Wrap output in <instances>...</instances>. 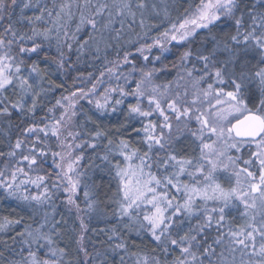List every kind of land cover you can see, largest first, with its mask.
Returning <instances> with one entry per match:
<instances>
[{
    "label": "snow or ice",
    "instance_id": "obj_1",
    "mask_svg": "<svg viewBox=\"0 0 264 264\" xmlns=\"http://www.w3.org/2000/svg\"><path fill=\"white\" fill-rule=\"evenodd\" d=\"M181 2L173 16L164 0H0V199L16 202L0 215V264H96V218L116 222L92 229L113 264H264V0ZM173 48L175 77L157 84L153 49ZM101 52L85 76L81 57ZM33 57L79 75L57 83ZM89 169L107 171L111 195ZM61 197L79 220L75 260Z\"/></svg>",
    "mask_w": 264,
    "mask_h": 264
},
{
    "label": "trees",
    "instance_id": "obj_2",
    "mask_svg": "<svg viewBox=\"0 0 264 264\" xmlns=\"http://www.w3.org/2000/svg\"><path fill=\"white\" fill-rule=\"evenodd\" d=\"M57 2H59V0H57ZM189 2H193V0H189ZM41 3H47L49 6H51L52 0H41ZM149 3L150 4L151 3L161 4L162 0H149ZM164 3H167L168 5L172 6L170 8V11L172 12L173 16L177 15L176 9H178L179 11H182L183 8L187 7V4L182 3L181 0H164ZM26 11H27L28 15H33L34 10H26ZM18 13H19V10L17 9V15H18ZM162 16H163V14H162ZM162 16H161V19H162ZM165 23H166V21H165ZM153 34H155V33H153ZM80 35H83V34H80ZM83 39H87V36L86 35L83 36ZM150 42L151 41H149V43ZM73 43L75 44V42H73ZM121 44H122V48L120 49L121 51H123L124 48H131L132 51L135 53V49L131 45L125 44L123 41L121 42ZM44 51L46 53H50L52 56L56 55V48L54 45L51 48H49L46 45L44 48ZM65 51H67V50H65ZM108 52L110 54L109 59H114L115 58V52L112 49H109ZM76 55H77V53L75 52V48H74L73 51L71 53H69V56L71 58L72 63L76 62ZM100 55H101L100 60H94L92 58L91 54H89L87 59H85V57H81L80 62L76 66L80 69L81 72L84 73L85 76L87 75L88 72H92V73L98 75V70L100 68L104 67L103 63L101 62L103 59L104 53L101 52ZM135 55L139 59V54L135 53ZM152 55L153 56L161 55V62L162 63L157 62L156 66H159V67H165L166 66L165 70L163 72L157 73V79L155 82L157 84L162 85V84L167 83L169 80L173 79L175 77L176 69L172 68V63H173V61H175L177 59V56H178L177 48H173V50L171 52L163 53V54H160L159 49H153ZM32 59H34L38 63H40L41 67L47 68L48 72L51 74V78L53 80H55L57 83L65 82L66 86L71 85L72 79L74 77H76L77 75H79V73H77L75 71H70L67 74V76H65L63 73L55 72V65L54 64L49 66V64L44 63L41 59H37L36 57H33ZM140 62L146 63L142 60H140ZM89 65H92V66L89 67ZM152 66L153 65H151V64L149 65V67H152ZM85 83H87V81H85ZM82 86H84V85L79 84V82L77 83V87H82ZM62 91H63V89H57L54 92L49 93L47 99H44L42 101V103L44 105L51 106L52 103H55V98H58L60 92H62ZM84 107H85V109H91L92 106L87 105L85 103ZM44 111H46V108L44 109ZM89 114L91 115L92 113L90 112ZM16 119H17V117H13L14 121ZM104 123L111 126V125H114L116 123V121H115V119H112L110 121L105 120ZM89 126L91 127V125H89ZM137 126H139V125H137ZM4 127H6V125H4ZM15 134H16V129H15V127H13L11 130V135L15 136ZM3 146H4V138L0 137V148H3ZM4 150H6V149H4ZM5 162H6L5 158L0 157V168H3ZM88 162L89 161L86 158L83 163L87 164ZM88 172H89V176L91 177V179L86 180V182L92 184L95 187L96 192L98 193V198L103 200L105 193H108L109 195H111V192L115 190V181H113L111 179V176L107 173V171L105 170L102 172L99 169H89ZM62 199H63V197H61L60 200H57V204L61 205L60 207L57 208V218L59 219L60 216H63L64 220L66 221V223L63 225L62 236L64 237V239L61 241V244H62V246L64 244H69V246L73 250V254L70 258L75 260L74 249H75L76 245L74 242L70 243L69 238L75 235L74 230H78L79 220L76 219L74 210L70 212L67 207H65L61 204ZM79 202H80V205L82 208L85 207L82 192H81ZM15 206H16L15 201L0 199V215L10 213L12 211V208H14ZM101 207H103V205H101ZM109 211H110V209H109ZM233 216L235 217L234 222H240V217H239L238 213L233 212ZM85 220H88L87 216H85ZM114 226H116V222L114 219L103 220L100 218H96L90 222V228H89V232L86 234L85 244H86V246L90 252L94 248L101 250V255L96 258V264H101V261H103V264H113V257L110 254L107 257H105L103 255V249L106 248L107 245L101 244L99 242L101 237L97 233H94L92 231V229L93 228H95L97 230L100 228H106L107 229V228H111ZM104 239H106V237ZM16 247L18 248L19 245H16ZM6 255H7V253H6Z\"/></svg>",
    "mask_w": 264,
    "mask_h": 264
}]
</instances>
